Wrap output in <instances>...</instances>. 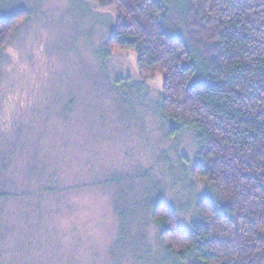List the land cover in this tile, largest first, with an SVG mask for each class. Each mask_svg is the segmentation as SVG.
I'll list each match as a JSON object with an SVG mask.
<instances>
[{
  "label": "rangeland",
  "instance_id": "374dc122",
  "mask_svg": "<svg viewBox=\"0 0 264 264\" xmlns=\"http://www.w3.org/2000/svg\"><path fill=\"white\" fill-rule=\"evenodd\" d=\"M20 10L0 52V264H191L153 204L186 231L202 200L225 203L195 173L196 131L164 111L163 76L109 47L101 0H0V18Z\"/></svg>",
  "mask_w": 264,
  "mask_h": 264
},
{
  "label": "trees",
  "instance_id": "16d2710c",
  "mask_svg": "<svg viewBox=\"0 0 264 264\" xmlns=\"http://www.w3.org/2000/svg\"><path fill=\"white\" fill-rule=\"evenodd\" d=\"M101 1L117 13L109 47L163 76L164 111L196 131L195 173L225 203L202 200L185 231L155 202L162 244L191 264H264V0ZM26 16L0 18V52Z\"/></svg>",
  "mask_w": 264,
  "mask_h": 264
}]
</instances>
